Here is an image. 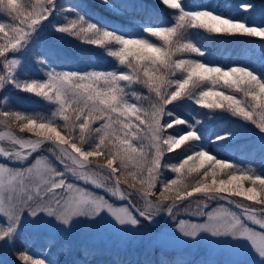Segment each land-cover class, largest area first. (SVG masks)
<instances>
[{
    "label": "snow or ice",
    "instance_id": "obj_1",
    "mask_svg": "<svg viewBox=\"0 0 264 264\" xmlns=\"http://www.w3.org/2000/svg\"><path fill=\"white\" fill-rule=\"evenodd\" d=\"M102 3L107 5L108 0ZM159 3L174 10L171 13L174 23L152 25L147 20L142 23L143 32L160 41L157 44L145 36H125L119 29L100 27L79 13L75 19L65 15L66 23H54L62 13H72L78 7H64L58 0L26 3L0 0V16L11 21L0 22L3 34L0 91L11 86L55 106L47 117L0 111L6 125H15L19 132L36 137L24 139L11 131L0 133V140L6 138L19 146V150L11 151L0 148V161H7L0 162V242L5 248L16 243L25 224L36 232L56 227L69 233L81 218L93 223L106 221L117 231L138 230L144 222L154 224L161 213L175 220L174 209L201 194L203 199L197 201V209L191 214L204 217L203 222L175 221L180 235L192 241L207 235L215 238L213 243L228 244L243 252L250 246L260 258L259 264H264V175L218 158L205 143L206 138L198 127L200 120H189L175 112L185 101L202 109L228 111L255 125L264 144V74L244 65L225 67L180 56L183 53L206 56V51L189 38L190 30L264 42V22L250 23L242 15L250 16L256 10L251 0H245L229 13L211 4L190 9L183 0H159ZM48 27L87 45L103 48L125 70L80 72L58 71L53 67L44 73L46 79L28 78L20 57L29 53L40 33ZM46 59L39 60L44 67H47ZM137 84L150 95L130 93ZM223 88L240 93L243 99L227 94ZM142 98L149 101L148 107L139 102ZM181 125L184 127H176ZM235 138L236 133L228 131L207 139L208 143L223 146L221 142ZM45 145L62 169L42 155H36L34 162L26 164ZM182 145L186 148L179 162L165 165V154L175 152ZM90 158H103L104 163L92 167ZM14 163L26 166L14 168L11 166ZM165 167L176 178L161 179V169ZM193 173L197 174L194 183H186ZM69 174L121 201L126 200L127 204L116 206L104 196L68 182ZM221 174L226 179L218 180ZM244 182L250 186L245 187ZM121 183L134 191L125 193ZM158 185L159 195L155 191ZM134 192L143 201V207H137L131 199ZM153 196L155 200L151 199ZM230 197H241L251 204ZM208 201H225L240 212L223 205L205 212ZM17 260L19 264H45L44 260L35 259L27 247L17 253Z\"/></svg>",
    "mask_w": 264,
    "mask_h": 264
},
{
    "label": "trees",
    "instance_id": "obj_2",
    "mask_svg": "<svg viewBox=\"0 0 264 264\" xmlns=\"http://www.w3.org/2000/svg\"><path fill=\"white\" fill-rule=\"evenodd\" d=\"M245 0H183L186 8L194 9L201 4H211L214 7L218 6V10L224 13L232 12L238 8V5ZM256 5V10L250 15H245L250 23L264 22V0H251ZM58 4L64 7L78 6L72 13H62L56 17L54 23L63 24L67 21L64 16L67 15L70 19H75L76 14L84 15L90 22L97 23L100 27H108L109 29H119L125 36H145L151 41L159 44L154 37L148 36L143 32L142 23L147 22L152 25H162L174 23L171 13L174 10L167 9L159 3V0H108V4L102 3V0H58ZM40 36L47 38L56 47L61 48L62 54L55 52L51 53L47 49H32L30 53L33 56V61L24 62L23 65L27 70L28 78L46 79L44 73L50 68L55 67V64L60 63L66 66H71L73 71L87 70H125L123 65L109 57L103 48L87 45L80 40L69 37L66 34L56 33L51 27L45 28ZM189 38L198 46L206 51L205 57H195L192 54L183 53L180 56L184 58H195L204 60L213 65H223L225 67L232 65H244L253 71L264 74V42L257 38L247 37H221L212 36L204 33L202 30H190ZM11 55V54H9ZM180 56L175 58H180ZM47 58L45 63L47 67L39 63L40 59ZM218 88L220 86H217ZM227 94L235 95L237 98L243 99L240 93L234 92L231 89H221ZM130 93L134 91L138 96H149L148 90L142 85H133ZM22 91L13 89L8 86L7 91H0V111H20L30 114L34 110H41L44 104L49 102L41 97H31ZM131 98V97H130ZM210 100L213 98H209ZM31 100V101H30ZM34 101L35 103H33ZM143 106L148 107L149 101L141 99L139 101ZM31 104H34L33 106ZM37 106V107H35ZM172 107L171 105L169 106ZM175 112L189 120H200L201 134L206 138L210 152L214 153L218 158H224L226 161L235 164L241 169H252L259 175H264V157L253 152L246 144L237 140L241 131H246L254 136H259L258 129L250 121H245L241 118L233 116L230 112L216 109H202L191 101H185L180 107L175 109ZM5 117L0 116V129L7 128L15 130L17 126L6 125ZM62 123V122H61ZM182 128L184 126H176ZM169 132L173 130H168ZM233 131L236 133V138L227 143L221 142V145L216 143H208L209 137L215 138L217 133H225ZM63 134V133H62ZM186 145H182L173 153H166L163 159L165 165L178 163L180 158L185 153ZM91 160L104 163L103 158H90ZM204 170H201V173ZM163 180L176 178V174L171 172L169 167L161 169ZM197 178V174L193 173L187 177L186 183L192 184ZM226 178L220 175L217 179ZM211 178H209L210 180ZM131 182V181H130ZM249 185L248 182H244ZM139 188V185H137ZM160 185L157 186L156 194L159 195ZM190 190V189H189ZM240 203L244 201L235 198ZM135 205L139 203L135 202ZM182 205V204H181ZM261 207V206H254ZM130 261H126L129 264ZM116 264V263H112Z\"/></svg>",
    "mask_w": 264,
    "mask_h": 264
},
{
    "label": "rangeland",
    "instance_id": "obj_3",
    "mask_svg": "<svg viewBox=\"0 0 264 264\" xmlns=\"http://www.w3.org/2000/svg\"><path fill=\"white\" fill-rule=\"evenodd\" d=\"M21 2L26 3L27 0H21ZM0 22L10 23L11 21L7 17L0 16ZM2 38L3 34L0 33V42H2ZM33 48L47 49L53 54L57 51V53H63L61 48L56 47L47 38H43L40 35ZM20 59L22 63L29 62L33 61V56L29 51L26 56H21ZM54 68L58 71H73L72 69H74L66 65L64 68V65L60 63L55 64ZM30 95L34 97V94ZM32 102L35 103L34 101ZM31 105L33 106L34 104ZM54 107L50 103L44 104L42 108H38L41 110H34L30 114H39L47 117L51 115ZM5 132L8 131H3V133ZM12 133L24 139L36 138L31 133L19 132L18 127L12 130ZM237 140L248 145L254 153L264 157V144L261 143L259 136H254L243 130L240 132ZM0 148H3L5 151L19 150V146L13 145L6 138L0 140ZM47 149L48 146L45 145L26 164L34 162L36 155H42L55 167L62 169V166ZM26 164L14 163L11 166L21 168L26 166ZM161 179L163 178L161 177ZM68 182L75 183L97 195L104 196L105 199L116 206L123 205V203L118 202L121 200L112 196L104 189L95 188L91 184H84L83 181L76 180L70 174ZM120 188L125 193L134 191L123 183H121ZM232 198L240 199L245 204H251V202L245 201L241 197ZM131 199L133 202L139 203V205H136L137 207H143V201L135 192ZM151 199L155 200V196L151 197ZM200 199H203L202 195L183 202L179 209H174L175 220L169 218L168 215L163 219L161 213L156 217V223H154L157 224L160 220H164L162 226L159 228H152L144 224L138 230L129 228L126 231H117L106 221L93 223L81 218L80 223L71 226V232L65 233L62 228L56 227H49V229L43 232H36L30 225L25 224L21 228L20 235L14 245L5 248L2 242H0V264H19L17 253L24 250L25 247H27V250L35 259H42L45 261V264H126L127 260L130 261L129 264H214V262L215 264H229L231 261H242L243 264H259L260 258L254 250L250 249V246L247 252H243L232 248L228 244L213 243L215 238L207 235L197 241H192L180 235L176 230L175 221L184 219L192 223L203 222L204 217L191 214L197 209V201ZM207 204L208 207L204 208L205 212L216 208H210L212 205L211 201H208ZM252 206L259 205L253 204ZM229 209L237 212L231 208ZM249 226L258 229L256 225L249 223Z\"/></svg>",
    "mask_w": 264,
    "mask_h": 264
},
{
    "label": "water",
    "instance_id": "obj_4",
    "mask_svg": "<svg viewBox=\"0 0 264 264\" xmlns=\"http://www.w3.org/2000/svg\"><path fill=\"white\" fill-rule=\"evenodd\" d=\"M0 133H3V132H0ZM91 162V165L92 166H95L98 162H94V161H90ZM102 164V163H101ZM196 195H201V194H196ZM196 195H194V196H196ZM191 198V197H190ZM189 199V198H188ZM231 199V198H230ZM120 203H124V204H127V201L125 200V201H119ZM220 203H222V204H226V205H228L225 201H221ZM229 206H231V207H233V208H235L234 207V205H229ZM166 216V213H163V218ZM162 220L159 222V223H157L156 225H153V224H151V225H149L148 224V222H145L147 225H149V226H152V227H160L161 225H162Z\"/></svg>",
    "mask_w": 264,
    "mask_h": 264
},
{
    "label": "bare ground",
    "instance_id": "obj_5",
    "mask_svg": "<svg viewBox=\"0 0 264 264\" xmlns=\"http://www.w3.org/2000/svg\"><path fill=\"white\" fill-rule=\"evenodd\" d=\"M245 187H247V186L245 185Z\"/></svg>",
    "mask_w": 264,
    "mask_h": 264
}]
</instances>
